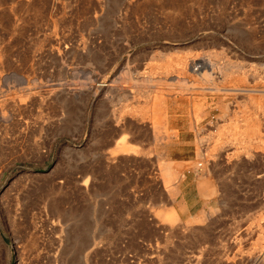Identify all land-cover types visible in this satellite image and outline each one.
<instances>
[{
	"label": "rangeland",
	"instance_id": "rangeland-1",
	"mask_svg": "<svg viewBox=\"0 0 264 264\" xmlns=\"http://www.w3.org/2000/svg\"><path fill=\"white\" fill-rule=\"evenodd\" d=\"M0 264H264V0H0Z\"/></svg>",
	"mask_w": 264,
	"mask_h": 264
},
{
	"label": "bare ground",
	"instance_id": "bare-ground-1",
	"mask_svg": "<svg viewBox=\"0 0 264 264\" xmlns=\"http://www.w3.org/2000/svg\"><path fill=\"white\" fill-rule=\"evenodd\" d=\"M200 68L211 69L214 70L215 64L211 61V59L205 58L201 64Z\"/></svg>",
	"mask_w": 264,
	"mask_h": 264
}]
</instances>
